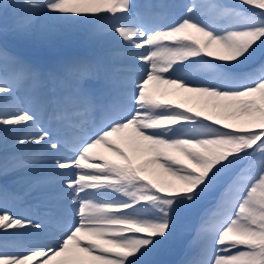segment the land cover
<instances>
[{
	"label": "snow or ice",
	"instance_id": "6c2138e0",
	"mask_svg": "<svg viewBox=\"0 0 264 264\" xmlns=\"http://www.w3.org/2000/svg\"><path fill=\"white\" fill-rule=\"evenodd\" d=\"M0 19L48 46L88 25L102 53L0 49V147L23 153L0 174L36 194L0 202V264H264V0H0Z\"/></svg>",
	"mask_w": 264,
	"mask_h": 264
},
{
	"label": "rangeland",
	"instance_id": "374dc122",
	"mask_svg": "<svg viewBox=\"0 0 264 264\" xmlns=\"http://www.w3.org/2000/svg\"><path fill=\"white\" fill-rule=\"evenodd\" d=\"M141 1H145V0H138V3H140ZM230 2H232V0H230ZM22 18H23V14H22ZM84 26L85 25H81L78 27L77 31L72 36V37H74L72 42L80 36V33L82 32ZM5 27L7 28V31H0V49L6 50V52L9 55L20 56V57L25 58L26 60L31 61V62L40 63L43 66H45V62L48 60H51L57 64L60 61L73 58V57H68L67 52H69V50L66 51V50L62 49L65 47L66 42H67V39H63V38L58 40L55 44L48 46V45H40L38 43H34L32 41L23 39V38L18 36V38L23 40V43L25 44V46L23 48H21L19 51L9 50L10 48L8 46V43L5 42L6 37L9 34H14L15 36H16V34L11 30L12 29V21L11 20L5 22L3 19H0V29H3ZM68 40L70 41V38ZM72 45H74V46L82 45V46L88 48L91 51V56L94 58V60L102 54L99 48L90 44L87 41V36H83L76 43H73ZM44 58H46V59L43 62ZM3 64H4V61L2 58H0V70H2ZM21 95H23V93H21ZM192 96H195V94H193V93H179L176 96L170 97V99H172L174 102H182L187 97H192ZM184 106L192 107L194 110H199V108L201 107V105L199 103H197L196 100H190ZM28 147H31V146H28ZM17 154H23L22 150L19 146L16 148L12 147L11 138H9L8 144L6 147H0V158L8 157L9 159H11L14 155H17ZM49 167L50 166L46 165L45 170H47ZM18 174H20V175L22 174V176L28 175L27 172L9 171L7 174H0V180H3L5 183L10 184L11 187L17 189V191L25 192L27 194V196L32 200L31 203L34 206L36 203V194L30 193L28 191V189L26 187V183L24 181H21L18 178H17L18 180L14 179V176H16ZM5 198L7 201V207L11 211L20 212V211H23L24 209L31 207L25 200L19 198L18 196H15L11 193H8V191L5 190L4 188H2L1 184H0V202H3L5 200ZM36 210L37 209L35 207H33V211H36ZM204 211L205 210H203L202 213ZM181 224L183 225L184 223H181ZM194 229H195L194 226L190 225V223H188L185 227H182V228L180 225L178 232H177V238H176V243L174 245V251L172 254L164 257V259L169 260V261H178L175 258L179 257V260H180L183 256V253H181L179 248L183 249L184 245L187 243L186 241H189L192 239V237L194 235L193 234ZM183 242H186V243H183Z\"/></svg>",
	"mask_w": 264,
	"mask_h": 264
},
{
	"label": "trees",
	"instance_id": "16d2710c",
	"mask_svg": "<svg viewBox=\"0 0 264 264\" xmlns=\"http://www.w3.org/2000/svg\"><path fill=\"white\" fill-rule=\"evenodd\" d=\"M73 39H74V37H71L70 41L67 39L65 47L70 45L72 43ZM5 42L8 43V46L10 48L9 50H12V51H19L21 48H23L25 46V44L23 43V40L18 38V36L17 35L15 36L14 34H9L6 37ZM213 203L214 202L212 201V199L210 197L202 200L196 206V210L194 211V213L192 215H190L189 217H187L185 220H183L182 223H184V224L183 225L181 224V228L185 227L188 223H190V225H193L195 228L197 223L199 222V218H200V215L202 214V211L203 210H210L213 207ZM193 234H194V232H193ZM179 250L181 251V253L184 252V248L183 249L179 248ZM175 259L179 260V257H176Z\"/></svg>",
	"mask_w": 264,
	"mask_h": 264
},
{
	"label": "bare ground",
	"instance_id": "6f19581e",
	"mask_svg": "<svg viewBox=\"0 0 264 264\" xmlns=\"http://www.w3.org/2000/svg\"><path fill=\"white\" fill-rule=\"evenodd\" d=\"M145 2H146V0H145L144 2H141L140 4H143V3H145ZM134 3L139 4L137 0H134Z\"/></svg>",
	"mask_w": 264,
	"mask_h": 264
}]
</instances>
